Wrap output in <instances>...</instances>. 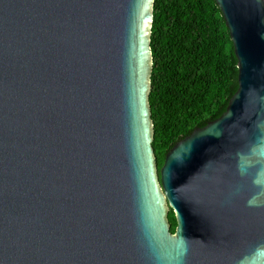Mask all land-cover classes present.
Listing matches in <instances>:
<instances>
[{"label":"water","instance_id":"1","mask_svg":"<svg viewBox=\"0 0 264 264\" xmlns=\"http://www.w3.org/2000/svg\"><path fill=\"white\" fill-rule=\"evenodd\" d=\"M216 2L238 89L159 171L155 0H0V264H175L181 239L183 264H236L264 243L227 130L264 120V0Z\"/></svg>","mask_w":264,"mask_h":264},{"label":"trees","instance_id":"2","mask_svg":"<svg viewBox=\"0 0 264 264\" xmlns=\"http://www.w3.org/2000/svg\"><path fill=\"white\" fill-rule=\"evenodd\" d=\"M150 106L158 169L196 128L219 118L238 89V59L216 0H155ZM175 232L177 220L170 209Z\"/></svg>","mask_w":264,"mask_h":264},{"label":"clouds","instance_id":"3","mask_svg":"<svg viewBox=\"0 0 264 264\" xmlns=\"http://www.w3.org/2000/svg\"><path fill=\"white\" fill-rule=\"evenodd\" d=\"M234 129H238L235 134H233ZM227 130L233 143L240 142V146L229 154L235 162V173L241 180L247 181L252 189L246 200V206L256 209L264 208V120L254 122L251 133L247 128L235 124ZM222 131L219 130L216 135H221ZM189 152L190 148L187 150V153ZM183 162L184 155L179 160V163ZM241 188L242 185L239 183L234 185L230 195H238ZM178 248L181 249V252L176 257L175 264H183L184 256L188 250L184 239L178 242ZM236 264H264V243L256 245L248 253L241 256Z\"/></svg>","mask_w":264,"mask_h":264}]
</instances>
